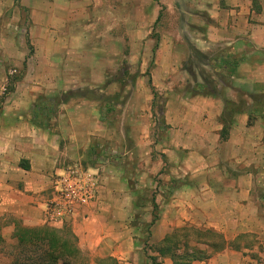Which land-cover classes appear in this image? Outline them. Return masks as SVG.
<instances>
[{
  "label": "crops",
  "instance_id": "1",
  "mask_svg": "<svg viewBox=\"0 0 264 264\" xmlns=\"http://www.w3.org/2000/svg\"><path fill=\"white\" fill-rule=\"evenodd\" d=\"M107 25L121 40L134 29L152 55L147 97L58 104L63 90L114 87L104 76ZM16 65L21 79L0 97L3 237L17 224L49 225L56 178L78 162L98 173L97 197L52 226L69 228L83 255L175 264L140 246L131 222L148 208L157 245L183 226L223 235L224 249L191 264H264V111H254L264 104V0H0V88ZM120 97L133 105L135 134L121 135L118 150L107 139ZM47 102L53 112L35 119Z\"/></svg>",
  "mask_w": 264,
  "mask_h": 264
},
{
  "label": "rangeland",
  "instance_id": "2",
  "mask_svg": "<svg viewBox=\"0 0 264 264\" xmlns=\"http://www.w3.org/2000/svg\"><path fill=\"white\" fill-rule=\"evenodd\" d=\"M110 27H112V25ZM117 27L118 25L117 26L115 25L112 29L109 30L108 25H107V31H110V33L108 32L107 33L113 36L111 38H107V57H104L103 59L104 67H107V70L104 73V76L107 77L106 79L107 85H109V83L112 85L115 84L114 87L112 88L107 87L106 89L105 88L100 89V88H95V87H90V86H80L74 89L63 90L60 93L59 98L63 96V97L68 98V100L71 98H75V100L81 101L83 98L90 100V98H99L100 96H107V99H108V97L111 96L112 94L120 93V96L122 98L127 97L123 99H126V101L127 99L128 100L130 99L129 103L132 104L130 97L131 96L135 97L137 91L140 95L147 97L148 94L146 95L144 88L146 86H149L150 84L149 79L151 78V71L153 68V62H152L153 57L151 54L146 55L143 53L144 47L141 46L140 44L141 41H139L136 38V32L134 29L131 31H128L127 39L121 40L117 36L119 35L118 33L119 30H117L118 29ZM120 34L123 35V32H121ZM146 41L147 40L145 39L142 41V43H146ZM141 48L143 49L140 50ZM85 58H87V61L89 63H91V60L93 61L92 57H85ZM194 59L197 60V57H194ZM101 60H102L101 57L99 56L96 57V63H99ZM20 68L21 67L17 65L11 66L10 68L11 70L12 69L17 70L15 74L10 75L11 80L12 78H15L16 76L22 75ZM140 81L144 82L145 85L143 87H141L139 83ZM9 87H10V83H9ZM10 93L11 91L8 90L7 93L2 97L6 98V96H8ZM121 97L119 99V103L116 105L115 111L111 112L110 115H108L109 120H113V123H114V127H113L114 139L113 140L107 139V140L108 142L113 141L114 145L117 146L116 149H118L119 146L121 145V138H122L121 135L135 134V129L132 124L133 120L129 119V115L131 111L130 108H133V105L129 104V105L123 106L122 104H120V102L123 101ZM126 108H128V110ZM109 145L110 144L108 143L107 147ZM131 145H135L134 140L132 141ZM119 152L120 151L116 153L118 157L120 156ZM111 157H112V154L107 153V158L110 159L111 161L114 160ZM114 161L116 162V160ZM133 178L137 179V176L133 174ZM142 178L144 177L141 175V172H140L138 179H142ZM154 179L161 180L157 177H155ZM141 204L142 206L146 205L145 201H142ZM150 212L151 210H149L148 208H145V209L143 208V210L141 209V213H142V215L140 214L141 218L137 219V216L133 217V220L131 222L134 225L138 226L139 232L136 233L137 239L140 240L141 242L140 246L144 247L143 250H144L145 256H148V257L155 254L157 247H158L157 245L158 242H153L151 240V225L149 221L147 220L149 219V216L152 219V215ZM180 228H188L185 231L177 232V235L179 236L177 237L176 240L178 241L180 252L178 250L177 251L178 253L182 254L185 248V241L188 242L186 244H188V247H191V248L193 246L199 245L196 243V240L199 239L198 237L199 235L198 233H195L193 230L194 228H197L195 227V225L178 227L176 229H180ZM197 229H200V228H197ZM201 230H204V229H201ZM0 234L3 239L2 241L0 240V264H8L11 259V253L14 251L13 246L16 243V239L14 238V233L11 237H8V236L3 237V234L1 233V231H0ZM204 238L205 237H202V239ZM216 239L217 238L214 237L212 240H216ZM159 244H162V243H159ZM207 251L209 253L211 252L212 255L216 253L212 249H207ZM84 257H85L84 260L86 264H102V262L105 264V261H107L106 264H110L111 262L108 259H110V257H113V256H107V257L102 258V257L84 254ZM156 258L157 260L156 261L152 260L151 264H159L160 256L158 255Z\"/></svg>",
  "mask_w": 264,
  "mask_h": 264
},
{
  "label": "trees",
  "instance_id": "3",
  "mask_svg": "<svg viewBox=\"0 0 264 264\" xmlns=\"http://www.w3.org/2000/svg\"><path fill=\"white\" fill-rule=\"evenodd\" d=\"M237 62L232 63L230 68L231 73L235 72ZM21 79V76H16L10 80L9 90L12 91L15 88V84ZM156 95V93H155ZM68 98L60 97L59 103L67 101ZM261 107H257L254 111H264V104L259 103ZM55 103L47 102L40 106V109L35 110V119L38 120L41 113L49 114L53 112ZM106 111H110L107 107ZM97 155H101L98 154ZM154 202V201H153ZM154 212L153 220L151 224L155 223L158 219L156 209L158 205L156 202L153 203ZM188 228L176 229L165 239V244H159L157 250L161 256H171L175 264H191L195 260H204L211 256L207 249L213 251H219L225 248L226 240L223 235L216 231L206 229L201 230L194 228V232L198 233L199 239L196 240L198 246L188 247L187 241H185V248L182 254L178 253L180 247L176 240L179 235L177 232L185 231ZM192 230V231H193ZM213 236V237H212ZM202 237H205L202 239ZM216 237V240H212ZM14 238L16 243L13 246L14 251L11 253V259L8 264H86L84 255L78 246L77 237L69 228H57L49 225L38 226V227H25L20 224L16 225ZM0 240L2 236L0 234ZM178 250V251H177ZM180 252V251H179ZM152 260H157L156 257H151ZM110 264H118V261L110 257L108 259ZM107 261H105L106 264ZM102 264H104L102 262Z\"/></svg>",
  "mask_w": 264,
  "mask_h": 264
},
{
  "label": "built area",
  "instance_id": "4",
  "mask_svg": "<svg viewBox=\"0 0 264 264\" xmlns=\"http://www.w3.org/2000/svg\"><path fill=\"white\" fill-rule=\"evenodd\" d=\"M16 72V69H12L9 74ZM8 90L9 80L0 88V97ZM99 183L97 172L78 162L68 165L56 178V194L47 205L46 222L51 226L63 223L81 206L94 201Z\"/></svg>",
  "mask_w": 264,
  "mask_h": 264
}]
</instances>
